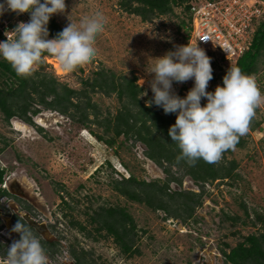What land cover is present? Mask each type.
I'll use <instances>...</instances> for the list:
<instances>
[{"label":"rangeland","instance_id":"rangeland-1","mask_svg":"<svg viewBox=\"0 0 264 264\" xmlns=\"http://www.w3.org/2000/svg\"><path fill=\"white\" fill-rule=\"evenodd\" d=\"M119 1L65 0V11L53 14L63 28L69 23L68 16L78 22L79 18L97 10L104 14L105 27L96 37L97 54L93 60L74 69L61 65L64 72L58 73L57 57L46 55L47 69L62 82L81 88L82 77H91L104 67L117 74L136 76L137 83L145 87L142 97H152L148 81L154 74H148L146 67L155 63L154 57L174 50V45L189 42L190 37H185V33H189V12L185 11L184 5H178L174 14L148 22L124 11ZM182 19L186 25L181 28ZM29 20L26 12L17 15L5 11L0 15V41L7 39L5 32L11 36V30L19 22ZM258 24H255L256 28ZM206 54L211 57L213 69L207 91L214 92L218 84L223 85V75L237 58L226 60L219 53ZM254 77L264 94V62ZM193 86L194 79L184 83L173 81L175 94L182 92L184 97ZM92 98L104 115L108 111L115 114L121 105L116 95L94 93ZM206 102V98L201 99L202 105ZM255 116L262 124L256 130L249 129L244 136L245 146L236 145L234 151L225 153L227 160L238 162V176L207 183L203 204L196 209L194 217L183 222L177 218L166 219L163 210H152L113 188L115 178L128 177L131 173L146 180L166 178L162 168L145 156L144 144L134 145L122 136L115 147H108L90 129L52 110H42L34 116L35 126L18 118H12L8 123L0 112V167L7 171L3 185L32 205L37 214L32 216L30 212H24L12 198L3 197L0 202L15 214H28L30 224L40 237L59 240L62 247L55 256V264L71 262L68 248L71 243L92 250L97 264H225L222 253V248L228 250L225 243L236 246L248 234L258 232L259 225L252 223L254 210L264 211V104L257 108ZM93 129L98 131L95 126ZM170 186L173 190L200 191L190 176L184 177L181 186L176 182ZM65 200L70 206L64 205ZM243 203L248 207L249 217ZM101 205L125 207L134 217L139 229L136 243L139 252L124 255L112 238L97 234L95 225L88 220L93 210ZM0 211L6 227V235L0 233V242L10 246L15 240L14 232H11L13 222L8 217L11 213ZM226 214L239 215L242 219L234 223ZM72 219L87 225L91 235L73 226ZM0 258L3 261L0 264L7 263L6 257Z\"/></svg>","mask_w":264,"mask_h":264},{"label":"trees","instance_id":"trees-1","mask_svg":"<svg viewBox=\"0 0 264 264\" xmlns=\"http://www.w3.org/2000/svg\"><path fill=\"white\" fill-rule=\"evenodd\" d=\"M186 1L120 0L119 5L124 11L140 16L143 21L152 22L157 17L174 14L175 7L178 5H184L185 11L189 12L190 5L186 4ZM26 13L30 17V13ZM185 25L186 21L182 19L180 27ZM47 27L49 30L48 39L54 38L57 33L63 30L53 15L50 17ZM1 36L4 38L2 33ZM189 36V33H185L186 38L189 39ZM46 55L53 56L45 53L42 63L38 64L35 73L27 78L18 76L11 65L0 57V112L3 114L4 120L9 123L12 118H18L26 124L35 126L34 116L42 110H52L90 129L96 138L108 147H115L118 139L122 136L125 140L132 141L134 145L144 144L145 156L162 168L166 178L164 180H146L139 178L134 173L128 177L123 175L120 179L115 178L113 188L121 195L132 201L143 203L152 210H163L166 219L177 218L186 222L194 217L196 209L203 204L207 183H213L215 180L234 179L238 176L236 174L238 162L235 159L227 160L225 156L227 151L218 164H208L203 160H198L195 166H189L184 161L177 163L179 149L168 134L170 126L175 123L176 113L166 114L162 107H158L154 103L149 107L147 101L151 100L153 96L142 97L145 87L137 83L136 76L117 74L113 70L101 67L93 76L81 78V88H74L62 82L57 75L47 69V62L44 58ZM262 62H264V20L258 24L249 48L232 65L239 66L243 72L255 76L258 74ZM76 68H80V66ZM94 93H101L105 96L116 95L121 102L116 113L112 114L108 111L104 115L100 105L92 98ZM178 96L183 98L184 94L181 92ZM261 124V120L255 116L251 122L250 130H256ZM93 126L98 131H95ZM37 128L43 131V128L39 126ZM245 144L246 139L243 136L239 139L237 146L244 147ZM6 172L5 168L0 167V201L3 197L12 198L22 209L36 215L32 205L3 187ZM186 176H190L194 180L200 191L173 190L171 188L172 182L181 186ZM64 203V205L70 206L66 200ZM2 204L0 202V210L9 211L11 213L9 216H12V212ZM242 206L249 217L250 212L247 205L243 203ZM64 215L67 216V213ZM225 216L234 223L242 219L239 215L226 214ZM20 217L18 214H13L15 223ZM70 222L73 226H78L79 231L87 232L88 236L91 235V231L87 230V225L73 219ZM88 222L95 225L99 236L112 238L124 255L139 252L136 245L139 229L134 217L125 207L101 205L89 215ZM252 223L259 225L258 232L248 234L236 246L225 243L228 247V250L222 248L225 264H264V211L254 210ZM3 228L0 211V231ZM33 229L36 232L34 227ZM17 235L19 239V234L17 233ZM36 235L40 238L47 256L56 260L55 256L62 247L59 240L49 241L40 237L37 232ZM7 248L8 245L0 242V256L7 258ZM68 248L75 264H97L92 250L82 246L77 247L74 243H71Z\"/></svg>","mask_w":264,"mask_h":264},{"label":"clouds","instance_id":"clouds-1","mask_svg":"<svg viewBox=\"0 0 264 264\" xmlns=\"http://www.w3.org/2000/svg\"><path fill=\"white\" fill-rule=\"evenodd\" d=\"M65 8V0H5L0 3V15L8 10L17 15L30 13L28 22H19L11 30L12 35L5 32L7 39L0 41V57L18 76H32L45 53L57 57L66 69H74L95 58L96 37L106 23L99 10L79 18L78 22L68 16L69 23L63 30L48 39L50 17L64 12ZM154 59L155 63L146 67L148 74H154L148 81L153 98L147 105L151 107L154 103L166 114L176 113L168 134L179 149L177 163L184 161L195 166L198 160H203L218 164L223 154L234 151L239 139L248 134L256 109L264 104V94L256 78L230 64L223 76V85L218 84L214 92L207 91L213 78L211 57L190 40L187 44L174 45V50ZM189 79H194V86L181 98L173 90V81L184 83ZM202 98L207 101L204 105ZM25 220L20 217L11 229L19 234V239L13 240L7 248V264H48L39 237Z\"/></svg>","mask_w":264,"mask_h":264},{"label":"built area","instance_id":"built-area-1","mask_svg":"<svg viewBox=\"0 0 264 264\" xmlns=\"http://www.w3.org/2000/svg\"><path fill=\"white\" fill-rule=\"evenodd\" d=\"M186 4L190 5V41L226 60L238 58L249 48L255 24L264 20V0H187ZM202 37L209 40H199Z\"/></svg>","mask_w":264,"mask_h":264},{"label":"flooded vegetation","instance_id":"flooded-vegetation-1","mask_svg":"<svg viewBox=\"0 0 264 264\" xmlns=\"http://www.w3.org/2000/svg\"><path fill=\"white\" fill-rule=\"evenodd\" d=\"M19 197V196H18ZM19 205V204H18ZM20 206V205H19ZM20 208H21V206H20ZM24 210V212H28L26 209H23ZM1 213H2V211H1ZM13 214H15L14 212H12V216H8L9 218H11V220H12V222H13V226H14V224H15V221H14V218H13ZM31 214V213H30ZM32 216H33V214H31ZM19 216H21V215H19ZM21 217H23V216H21ZM24 218V217H23ZM12 235H14L15 236V239H18V235H17V233H13ZM40 235V234H39ZM40 239V238H39ZM69 256H71V254H69ZM48 257V256H47ZM48 264H55V263H57L56 262V260H51V257H48ZM66 264H75V260L72 258L71 259V262L70 263H66Z\"/></svg>","mask_w":264,"mask_h":264},{"label":"bare ground","instance_id":"bare-ground-1","mask_svg":"<svg viewBox=\"0 0 264 264\" xmlns=\"http://www.w3.org/2000/svg\"><path fill=\"white\" fill-rule=\"evenodd\" d=\"M56 60H58V58H57ZM50 61H51V60H50ZM55 66H56V69H57V72H58V73H62V72H64V69L62 68L61 63L59 62V60H58V63H55ZM16 125H17V126H20L18 123H16ZM6 264H7V263H6Z\"/></svg>","mask_w":264,"mask_h":264},{"label":"water","instance_id":"water-1","mask_svg":"<svg viewBox=\"0 0 264 264\" xmlns=\"http://www.w3.org/2000/svg\"><path fill=\"white\" fill-rule=\"evenodd\" d=\"M26 220H27V222H29V223H31L30 222V219H31V217H29V215L27 214L26 216H23ZM28 217V218H27ZM34 227V226H33Z\"/></svg>","mask_w":264,"mask_h":264},{"label":"crops","instance_id":"crops-1","mask_svg":"<svg viewBox=\"0 0 264 264\" xmlns=\"http://www.w3.org/2000/svg\"><path fill=\"white\" fill-rule=\"evenodd\" d=\"M44 238V237H43ZM45 239V238H44Z\"/></svg>","mask_w":264,"mask_h":264}]
</instances>
